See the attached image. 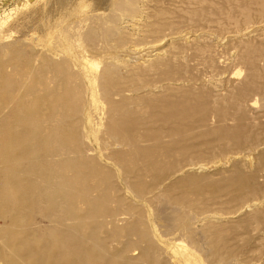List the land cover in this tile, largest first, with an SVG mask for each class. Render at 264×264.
Returning a JSON list of instances; mask_svg holds the SVG:
<instances>
[{"label":"rangeland","instance_id":"374dc122","mask_svg":"<svg viewBox=\"0 0 264 264\" xmlns=\"http://www.w3.org/2000/svg\"><path fill=\"white\" fill-rule=\"evenodd\" d=\"M0 264H264V0H0Z\"/></svg>","mask_w":264,"mask_h":264},{"label":"bare ground","instance_id":"6f19581e","mask_svg":"<svg viewBox=\"0 0 264 264\" xmlns=\"http://www.w3.org/2000/svg\"><path fill=\"white\" fill-rule=\"evenodd\" d=\"M105 1L108 2L109 0H105ZM111 1H112V0H111ZM113 2H114V1H113ZM91 68H92V67H91ZM93 68H94V67H93ZM56 90H57V89H56ZM56 90H55V91H56ZM58 91H59V90H58ZM52 95H53V94H52ZM21 108H23V107H21ZM41 115H42V114H41ZM40 117H41V116H40ZM49 117H50V116H49ZM49 117H48V118H49ZM48 118H47V119H48ZM38 119H39V117H38ZM43 119H45V118H43ZM43 119H42V120H43ZM51 119H52V117H51ZM52 120H53V119H52ZM52 120H51V122H54V121H52ZM36 121L38 122V120H36ZM46 121H47V120H46ZM60 121H61V120L58 119V123H59ZM40 122H41V120H40ZM44 122H45V121H44ZM56 122H57V121H56ZM56 122H55V123H56ZM51 124H52V123H51ZM39 130H40V129H39ZM39 130H38V132H39ZM40 131H41V130H40ZM53 183H54V182H53ZM47 195H48V194H47ZM48 199H49V198H48ZM39 202H40V201H39ZM182 243L184 244V242H182ZM172 249H173V248H172ZM170 251H171V250H170Z\"/></svg>","mask_w":264,"mask_h":264}]
</instances>
